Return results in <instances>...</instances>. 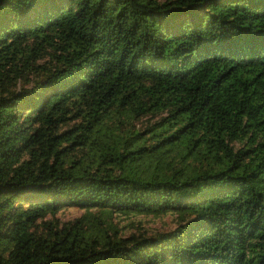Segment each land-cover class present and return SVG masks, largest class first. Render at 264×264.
I'll return each instance as SVG.
<instances>
[{
    "label": "trees",
    "instance_id": "obj_1",
    "mask_svg": "<svg viewBox=\"0 0 264 264\" xmlns=\"http://www.w3.org/2000/svg\"><path fill=\"white\" fill-rule=\"evenodd\" d=\"M0 264H264V0H0Z\"/></svg>",
    "mask_w": 264,
    "mask_h": 264
},
{
    "label": "rangeland",
    "instance_id": "obj_2",
    "mask_svg": "<svg viewBox=\"0 0 264 264\" xmlns=\"http://www.w3.org/2000/svg\"><path fill=\"white\" fill-rule=\"evenodd\" d=\"M80 212L77 210H71L64 214V217H74L79 215ZM118 228L122 234H127L130 231H133L135 226H139L142 229H147L148 231H157V230H169L172 228L174 223V217L171 213L159 215V216H140L132 215L128 217H119Z\"/></svg>",
    "mask_w": 264,
    "mask_h": 264
}]
</instances>
